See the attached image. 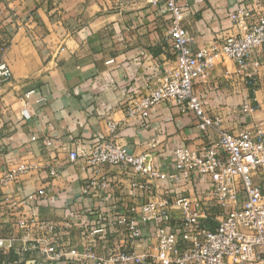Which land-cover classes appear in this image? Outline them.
Wrapping results in <instances>:
<instances>
[{
  "label": "crops",
  "instance_id": "obj_1",
  "mask_svg": "<svg viewBox=\"0 0 264 264\" xmlns=\"http://www.w3.org/2000/svg\"><path fill=\"white\" fill-rule=\"evenodd\" d=\"M236 1L177 0L186 6L184 21L194 49L243 31L228 17ZM0 8V62L6 61L13 72L10 80L0 81V173L22 161L32 165L0 190V236L20 233L15 221L29 213L22 200L39 189L48 193L38 209L41 218H62L71 207L89 218L94 201L79 190L93 168L83 158L72 161L70 151L83 152L97 133L108 134L110 120L119 123L117 138L128 151L148 153L163 169L171 166L176 145L207 142L198 128L199 117L194 111L182 112L173 101L155 105L146 118L128 116L124 106L128 93L156 86L177 66L166 38L171 17L153 0H0ZM237 68L234 59L220 57L209 77L195 84L206 108L222 115L229 131L264 123V46L251 55L245 69L254 73L256 84H248ZM31 89L35 92L28 95ZM246 102L258 108L246 113L241 110ZM52 166L59 169L56 177L50 173ZM101 173L110 180L107 193L114 207L147 199L122 166L106 164ZM255 179L264 185V170ZM158 182L156 193L163 195L169 182ZM217 223L207 221L212 227ZM127 236L124 227L116 226L107 244L129 247ZM153 242H136L130 248L150 250ZM94 245L106 249V243ZM17 257L14 250L1 254L0 264H17Z\"/></svg>",
  "mask_w": 264,
  "mask_h": 264
},
{
  "label": "built area",
  "instance_id": "obj_2",
  "mask_svg": "<svg viewBox=\"0 0 264 264\" xmlns=\"http://www.w3.org/2000/svg\"><path fill=\"white\" fill-rule=\"evenodd\" d=\"M153 2L171 17L166 38L177 66L167 70L156 86L128 93L124 106L128 116L146 118L155 105L173 101L182 112L194 111L199 117L198 128L207 142L198 147L176 145L171 166L163 169L148 153L128 151L117 138L119 123L108 121V134L97 133L83 152L70 151L72 161L83 158L93 168L79 190L94 201L89 218L80 217L74 207L62 218H41L38 209L46 204L48 193L39 189L22 200L30 214L15 221L20 233L0 236V255L14 250L17 264H264V185L255 179L264 170V123L229 131L223 116L212 114L204 95L195 89L196 81L207 79L223 56L236 61L237 72L246 75L248 84L258 82L245 69L251 55L264 46V0H237L228 17L243 31L198 49L192 46L184 21L186 6L177 0ZM12 77L10 65L1 61L0 81ZM257 108L248 102L241 105L249 114ZM213 130L219 134L214 136ZM106 164L122 166L147 199L140 205L114 207L107 193L110 180L101 173ZM31 169L26 161L4 169L0 190ZM50 173L56 177L59 169L52 166ZM160 179L169 182L163 195L156 193ZM186 190L194 195H185ZM209 219L217 220V225L208 226ZM116 226L124 227L129 247L107 244L106 237ZM148 239L154 241L150 250L130 248ZM95 241L100 246L106 243V249L97 250Z\"/></svg>",
  "mask_w": 264,
  "mask_h": 264
}]
</instances>
